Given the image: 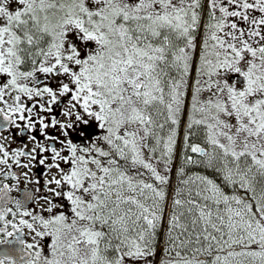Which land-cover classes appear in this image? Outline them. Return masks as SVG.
<instances>
[{"label": "snow or ice", "instance_id": "obj_1", "mask_svg": "<svg viewBox=\"0 0 264 264\" xmlns=\"http://www.w3.org/2000/svg\"><path fill=\"white\" fill-rule=\"evenodd\" d=\"M13 128L0 264H264V0H0Z\"/></svg>", "mask_w": 264, "mask_h": 264}, {"label": "flooded vegetation", "instance_id": "obj_2", "mask_svg": "<svg viewBox=\"0 0 264 264\" xmlns=\"http://www.w3.org/2000/svg\"><path fill=\"white\" fill-rule=\"evenodd\" d=\"M185 119H186V116H185ZM17 132H18V130L13 128L11 130V133H9V131L6 130L3 133H0V135L7 136L8 140L5 141V143L6 144L11 143V147L15 148V147H20L22 142H25V143L28 142L26 135L20 136V135L16 134ZM183 132H184V124L182 123L181 128H180V137H179L180 142H182ZM29 146L31 147V145H29ZM181 163H182V159H181V156H180V153L178 150L177 156H176L174 163H173V171L171 174V178L173 179L172 185L179 184V180L176 177V168H178ZM186 170L189 173H200V174H205V175L214 173V171L211 169H207V168H204L203 166H195V165H189ZM19 171H23V170H19ZM34 171L37 173V177H38L39 173L42 172L43 169L42 168H36V169H34ZM29 187L30 188L34 187V185H29Z\"/></svg>", "mask_w": 264, "mask_h": 264}, {"label": "rangeland", "instance_id": "obj_3", "mask_svg": "<svg viewBox=\"0 0 264 264\" xmlns=\"http://www.w3.org/2000/svg\"><path fill=\"white\" fill-rule=\"evenodd\" d=\"M208 176L219 180V176L218 175L216 177H213L212 174L208 175ZM172 180L173 179L171 178V183H173ZM176 185H178V184H176ZM171 195H172V193L170 191L169 192V209H168L169 212L171 211V207H170ZM166 229H167V216L165 217V222H164L163 229L160 231L159 236H158L159 244H158V247H157L156 256L154 258H150V259H154L155 260V264H160V261H161L162 257L164 256V246H165V240H166V236H165Z\"/></svg>", "mask_w": 264, "mask_h": 264}, {"label": "trees", "instance_id": "obj_4", "mask_svg": "<svg viewBox=\"0 0 264 264\" xmlns=\"http://www.w3.org/2000/svg\"><path fill=\"white\" fill-rule=\"evenodd\" d=\"M212 176H213V177H216L217 175H216V173H213Z\"/></svg>", "mask_w": 264, "mask_h": 264}]
</instances>
